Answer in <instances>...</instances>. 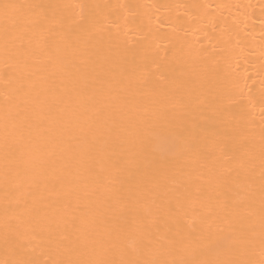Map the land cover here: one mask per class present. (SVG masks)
Wrapping results in <instances>:
<instances>
[{"label": "bare ground", "instance_id": "bare-ground-1", "mask_svg": "<svg viewBox=\"0 0 264 264\" xmlns=\"http://www.w3.org/2000/svg\"><path fill=\"white\" fill-rule=\"evenodd\" d=\"M0 264H264V0H0Z\"/></svg>", "mask_w": 264, "mask_h": 264}]
</instances>
